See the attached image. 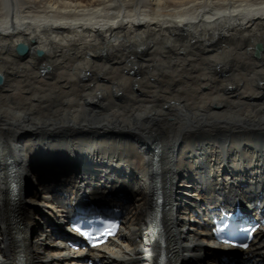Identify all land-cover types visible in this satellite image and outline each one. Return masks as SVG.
Listing matches in <instances>:
<instances>
[{"label": "bare ground", "instance_id": "bare-ground-1", "mask_svg": "<svg viewBox=\"0 0 264 264\" xmlns=\"http://www.w3.org/2000/svg\"><path fill=\"white\" fill-rule=\"evenodd\" d=\"M0 77V264H86L87 197L134 207L94 264H214L213 212L264 214V0H0Z\"/></svg>", "mask_w": 264, "mask_h": 264}, {"label": "water", "instance_id": "water-1", "mask_svg": "<svg viewBox=\"0 0 264 264\" xmlns=\"http://www.w3.org/2000/svg\"><path fill=\"white\" fill-rule=\"evenodd\" d=\"M16 52L18 53V55L20 56H25L28 53V48L26 45L24 44H19L16 47ZM38 55H42L41 52H38ZM2 83V78L0 77V84Z\"/></svg>", "mask_w": 264, "mask_h": 264}, {"label": "snow or ice", "instance_id": "snow-or-ice-1", "mask_svg": "<svg viewBox=\"0 0 264 264\" xmlns=\"http://www.w3.org/2000/svg\"><path fill=\"white\" fill-rule=\"evenodd\" d=\"M76 231H79V229L77 228V229H76ZM108 234H109V235H111V234H112V232H111V230H110V229H109V231H108ZM96 246H98V245H95V244L93 245V247H96ZM241 246H242V247H244V248H247V245H246V244H244V245H241Z\"/></svg>", "mask_w": 264, "mask_h": 264}, {"label": "rangeland", "instance_id": "rangeland-1", "mask_svg": "<svg viewBox=\"0 0 264 264\" xmlns=\"http://www.w3.org/2000/svg\"><path fill=\"white\" fill-rule=\"evenodd\" d=\"M37 52H38V51H37ZM15 54H18V53L15 52ZM37 55H38V54H37Z\"/></svg>", "mask_w": 264, "mask_h": 264}]
</instances>
